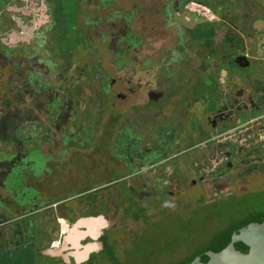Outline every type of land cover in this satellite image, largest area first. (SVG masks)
I'll return each mask as SVG.
<instances>
[{"label":"rangeland","instance_id":"1","mask_svg":"<svg viewBox=\"0 0 264 264\" xmlns=\"http://www.w3.org/2000/svg\"><path fill=\"white\" fill-rule=\"evenodd\" d=\"M170 1L117 0L111 4L109 8L120 10L124 17L128 16L127 13L135 4L140 7L132 21L134 27L131 33L141 36L142 41L124 55V59L132 63L122 66V69L117 66L118 59L114 55L117 46L109 43L118 30L112 28L110 23H105V20L97 25L92 24V20L97 19L98 12L93 17L91 12L87 17L80 15L77 22L86 36L94 42L92 50L80 46L77 49L78 54L73 55L72 50L68 53L67 50L73 47L75 39L58 41L57 38H52V41H58L56 45L52 42V45L48 46L52 56L45 54L47 46L40 48L38 55L42 58V63L39 66H36L37 60H28L22 65L23 69L19 67L17 77H10L9 63L1 65L0 118H4L8 113L11 116L10 111L15 110L9 107V96L11 97L10 92L16 89L14 80H22L20 74L27 77L29 72L40 71L39 68L46 63L47 66L42 69L46 74L44 83L50 88L47 93L41 92L35 99L39 101V105L42 103V107L37 116H32L33 120L39 118L45 122L46 139L35 136L29 144L12 147L8 151L0 146V152L27 150L31 152L28 159L33 158L32 161H35L23 170L27 173L26 193H33L32 197L23 195L19 198L18 195L16 199L13 188L9 185L10 194L3 182H0L1 213L5 208H14L15 203H18L16 210L19 206L31 209L34 204L45 208L49 203L51 205L66 199L64 204L57 207L58 214L65 211L67 216L72 215L75 219L95 218L105 222L104 231L110 232L111 250L108 254L111 255L114 249L119 255L124 253L125 258L120 260L121 264H172L175 258L208 249L215 241L216 245L223 243L224 238L221 235L239 220L250 217L252 213L264 212V118L246 126L233 123L230 130L222 133L213 130L210 123L207 127L206 121V116L211 115L218 107V103L213 100L220 87L219 82L223 79L221 71H227L229 81L234 83L238 90L243 89L246 97L252 87L256 90L257 97L264 95V9H259L257 0H228L230 7L225 14H222L220 9L217 10L218 17L207 13V22L213 26L214 34L206 39L200 52L195 43L208 31L207 27H200L204 20L196 18L195 12L187 13L184 9H180L176 14L166 11L165 5L167 7ZM84 2V7H92V0ZM14 4L17 5L16 2L8 4L7 9ZM67 5L71 7L74 3L69 0ZM187 6L202 8L196 2ZM168 7L171 9V6ZM101 14H104V11ZM235 15L239 17L236 25L238 31L230 24ZM124 17L120 20L123 21ZM184 17L193 22H187ZM224 20L226 22H223ZM213 22L216 24H212ZM104 32L107 34L103 38L101 35ZM105 42L107 45H104ZM127 45L128 41L122 46ZM110 48L113 53L108 51ZM234 53L247 56L251 61L250 66L230 68L229 62ZM160 63L165 65L162 70L171 73L165 74L172 78L171 82L159 77ZM30 67H33V70ZM260 70V75L256 76ZM13 72L15 73V70ZM172 74H176L174 78ZM245 77L246 80H243ZM113 79L117 80L114 92L106 95V86ZM186 83L187 88H184ZM91 84L92 90L89 88ZM79 85L82 89L77 91L76 86ZM174 85H183L180 91L182 97L177 94L172 97L177 90ZM127 87L133 92L126 90ZM171 87L173 90L168 101H174L168 104L161 114L150 113L153 108L148 106V99L153 96L157 98L161 91L170 92ZM222 92L219 90L220 94ZM121 94L125 95L124 99L120 98ZM35 97L32 96V101H35ZM26 100L27 105L32 106L30 99ZM50 101H53L52 104ZM113 102L115 105L111 107ZM151 104L161 106L162 100ZM171 104L184 105L187 108L173 110ZM54 105L55 110H58L57 107L63 108L62 113L53 115L54 111L48 110ZM28 106L24 104L22 108L30 110ZM138 109L141 110L140 114ZM154 116L159 120L167 116L173 122L184 123L183 130L176 136L178 145L193 146L196 143L195 134L203 130L204 132L197 136L205 137L207 129L209 141H212L208 142V148H203L202 151L196 149L184 154L173 152L178 154L176 164L168 162L158 173L160 187L155 190L158 194L165 195L159 201H151V196L147 195V189L151 185L143 179L123 181L102 189L101 186L129 175L121 162H125L132 152L114 150H121L135 143L142 145L140 143L152 132L151 122ZM73 119L76 124H66V121L73 122ZM115 122L117 128L113 129L111 123ZM137 122L139 126L134 131ZM127 124L132 129L128 136L123 137L121 145L117 139L119 128L126 127ZM28 131L33 129L25 126L24 132ZM73 135H81L80 139L77 138L80 144L72 146L64 142H70L72 139H65V136ZM125 138H128L127 144H124ZM36 139L38 141L34 142ZM230 145H235L238 155L247 157L248 165L240 169L236 159L232 161L235 170L227 171L222 165V172L212 175L210 171L215 168L217 161H224L222 157L223 153H226L213 150H229ZM36 152H41L43 157ZM164 158L165 156H162L160 160ZM255 164L257 168H254ZM1 167L2 163L0 176L3 174L2 170L8 171V167ZM200 177H203L204 181H201ZM216 177L219 179L213 182L212 179ZM2 178L4 180V177ZM140 191L146 194L144 198L141 197ZM163 199L168 200L172 206L165 207L164 203L168 201ZM136 211L139 218L133 214ZM50 212L51 209L48 210L49 214ZM11 214L5 213L0 217L8 218ZM28 222L31 225L27 226L26 236L31 241L36 239V260L42 264L44 261L37 251L41 244L39 231L32 226V219ZM49 225L47 222V230ZM46 234L44 231L40 232L42 236ZM95 242L87 239L83 245ZM163 249L170 252L164 251L161 254ZM103 257L108 256L105 253ZM104 262L105 260L99 257L94 264ZM56 264L62 263L58 261Z\"/></svg>","mask_w":264,"mask_h":264},{"label":"flooded vegetation","instance_id":"2","mask_svg":"<svg viewBox=\"0 0 264 264\" xmlns=\"http://www.w3.org/2000/svg\"><path fill=\"white\" fill-rule=\"evenodd\" d=\"M13 2H16L17 5L14 4L12 5L13 7L10 6L9 9H7L8 4H11ZM83 2L84 0H80L79 5L82 9V12L81 11L78 12L77 11L78 9L74 10L72 8V10H70L68 7H66L65 6L66 0H0V62L3 61L2 64L0 63V69L3 68L1 67V65L5 66L7 63H9L8 66H10L11 68L9 70V76L17 77L16 72L18 71L19 73V70L23 69L22 65L26 64L25 62H28V60L30 61L32 59L37 60L36 66H39V64L42 63V58L38 55L40 48L47 46L45 49V54L48 57L52 56L48 48V46L52 44V42L57 44L59 41L58 39H63V40L68 39L69 32L73 31L72 30L74 27L72 26L73 24H75V28L81 29L77 23L80 15L82 16L84 15L87 17L88 14H90L91 12V17H92V7H89V8L84 7L83 4L86 3V1L84 3ZM24 3H28V4H24ZM191 3L192 2H185L183 5H181L179 1H176L175 5L171 6V10L174 11L175 14L180 9L186 10L185 12L187 13H192V11H190L187 6L188 4H191ZM19 4H23V6H19ZM196 4L202 6L201 10H203L206 15V16L205 15L203 16V14L200 15L197 12L194 13L196 18H199V20L201 21L204 20L200 24V26L204 24L207 25L208 24L207 13L209 14L211 13L210 10L208 9V6L198 4V3ZM167 7L165 5V8ZM204 8H206L207 10H205ZM215 15L217 17L219 16V14H216V13ZM184 20L193 22V20L191 21L190 19H186L185 17H184ZM81 30L84 32L83 36L86 38V40L92 44V39H89L86 36L85 31L83 29ZM126 34H127V29L125 27L124 28L121 27V30L117 34H115V37L113 36V38L109 40V43H112L114 46H117L118 43H120L121 48L123 50H127L129 48V45H127L126 47L122 46L124 42L127 41L123 39L126 36ZM14 35H17L20 37H28L29 42L17 41L16 36ZM101 36H104V35H101ZM52 38H57L58 41H52ZM4 39L9 40V42L11 41V43L7 45L6 43L3 42ZM106 44L107 42L104 43V45ZM79 47L80 46H78L77 49ZM90 49L92 50V46L90 47ZM69 51L71 50H67V53ZM240 56H245V55L238 54V53L232 54V57H231L232 59L229 62L230 68L241 67L240 65L235 63L236 58ZM249 62L251 64L250 60ZM241 63L245 65L246 61H241ZM169 65H171V63H169ZM46 66L47 64L45 63L41 66V68H39L40 71H37L35 73H33V71L29 72V74H27V77L23 76L24 74H20V76L22 77V80H19V79L14 80L16 89L14 92L13 91L10 92L11 97L9 96V107L10 108L12 107L15 109L13 112L12 110L10 111L12 120L14 121L15 124H20L24 126V128L25 126H29L30 129L32 128L34 131V132L30 131L31 133L29 131L28 133L24 132L27 140H32L34 139L35 136L37 138L46 139L47 129L44 126L45 122L39 120V118L38 120H33V117H32L33 114L37 116V113L41 111L40 107H42V103L39 105L38 103L39 101L35 99H37V97L41 94V92L47 93L50 89L48 84L46 85L44 83L45 81L44 76L46 74L42 69H45L44 67ZM160 67H161L160 69L161 74L159 75V77L163 80H165L166 78L169 80L168 82H171L172 78L165 75V74H171V73L169 71L168 72L165 71L164 69L162 70V67L163 68L165 67L163 63H160ZM30 68L33 70V67H30ZM120 69H122V67ZM14 70H15V73L13 72ZM90 72H92V67L90 68ZM260 73H261V70L259 73H256L255 75L258 76L260 75ZM175 75L176 74H172V77L174 78ZM246 78L247 77H245L243 80H246ZM229 80L230 79L228 76H226V78L224 79V82H226L227 85L222 83V79L220 80L219 82L220 87L215 92V99L213 100L218 103L217 104L218 107H216L215 111L211 113V115L206 116L207 117L206 118L207 127H208V124L210 123L213 130H216L220 133H222L223 131L230 130V127L233 126V123L246 126V125H250L251 123L259 121L264 118V95H262V97L260 98L257 97L255 95L256 90L253 89L250 92V94H248V96L246 97L245 91L243 89L238 90L236 88V85L230 82ZM91 81H92V76H91ZM116 83H117L116 79L110 80L109 85L106 86V91H105L106 95H110L114 92L113 88L116 85ZM34 84H37V85H34ZM10 85H11V81H10ZM181 86L183 85L173 86L177 90L174 92L172 97L175 94L182 97V95L180 94V91L182 89ZM89 88L92 90V84L89 86ZM184 88H187V83H186V87ZM76 89L77 91H79V89L80 90L82 89V86L80 85L76 86ZM126 90H128L129 92H133L132 89L129 87H127ZM172 90L173 89L171 87L170 92L164 93V91H161L157 95V98H154L153 96L152 98L148 99V103H147L148 106H152L153 108L152 111H150V113L153 112L155 114H161L162 110L168 104L170 105V103L174 101V99H172L171 101H168V97H169V100L171 99L170 93ZM219 90L223 92L220 94ZM32 96L33 97L36 96L34 98L35 101H32ZM202 96L204 95L202 94ZM117 97H119L118 94H117ZM124 97H125L124 94L120 95V98L124 99ZM165 97L167 100H165ZM192 97L193 95L191 94V98ZM27 98L30 99L32 106L27 105V100H26ZM159 100H162L161 106H157L155 104V102L157 103ZM52 102L50 101L49 103L52 104ZM151 103L155 105L153 106ZM24 104L28 106L30 110L28 109L24 110L22 108ZM114 105H115V102L111 103V107H113ZM53 107H55V105L52 106V109H48L49 111H52V110L54 111L53 115L62 113L63 108L57 107L58 110H55L53 109ZM186 108L187 107H185L184 105L180 106V105L171 104V109L173 110L174 109L186 110ZM140 112L141 110L138 109V114H140ZM254 116L256 117L253 118ZM53 119H54L53 123H55L56 120L55 118ZM66 124L73 125L76 123L74 122V119H73V122L66 121ZM111 124H112L111 127H113V129L117 128L116 127L117 122L111 123ZM151 125H152V132H150V136L147 139H145L144 141H142V143H140L142 145L135 143L133 146H127V148H121V150L119 149L114 150L115 152H132L131 155H129L126 158L125 162H121V165L123 164L122 166H124L127 169L129 175L123 177L122 179H118V180L112 181L108 184L101 186L102 189L110 187L111 185H115L123 181L130 180L131 182H133L135 180L143 179L145 183L148 182L151 185L147 189V192H148L147 195L151 196V201H159L165 195H160L155 190L157 187H160V179H159L158 173L162 167L164 168L163 165L167 164L168 162L176 164L175 159L176 157H178V154H173V152H183L182 154H184L185 152H189V151L192 152L196 149H201L200 151H202L203 148H208L207 143L212 141L211 138H210L211 140L209 141V137H208L209 134H208V129H207V132H206L207 136L205 137L197 136L198 134H201L202 132H204L203 130H201L200 133L195 134L196 136H194V138H195L196 143L193 146L185 147L182 145H178L176 136L178 135L179 132L183 130L184 123L182 121L173 122L171 118L167 116H164L160 120L154 116L153 121L151 122ZM137 126H139L138 122L135 128H133L134 131H136ZM131 129L132 128H130L129 124H127L126 127L121 126L119 128L120 132L117 136V139L120 141L121 145H122L123 137H126V135L128 136ZM120 137L122 140L120 139ZM69 138H71V136H65V139H69ZM127 143H128V138H125L124 144H127ZM230 147L231 148H229V150H223V151H221V149L213 150L214 152H226V153H223L222 158H224V161H220V160L217 161L215 168H213V170L210 171L212 175L221 173L222 165H224L227 168V171L235 170V167L232 165V161L236 159L239 162L240 169L248 165L247 157L242 156L241 154L238 155L236 153L238 151H236L235 145H230ZM228 152H231V153H228ZM10 153L14 155V157L11 161L8 162V164L6 163L2 164L1 168L8 167V171H4V170L1 171L3 174L2 176H0V182H3L4 184V182L7 179L11 178L10 186L13 188V192L17 193V191H19L18 185L20 184V182H22L20 181V173L17 172V168L22 167L24 165L23 169H27L28 167L31 166V163H34L35 161H32L33 158L30 160L28 159L31 152H27V150L25 152H10ZM36 153L42 156L41 152H36ZM162 156H165V158L163 160H160ZM257 167H258L257 164H255L254 168H257ZM174 169L176 170V167ZM169 175H171V172H169ZM239 176H241V174H239ZM2 177H4V180H2L3 179ZM218 179L219 177H216L212 179V181L216 182ZM200 180L204 181V178L200 177ZM24 184L25 183H23V185ZM144 190H145V187H144ZM139 193L142 194L141 197L143 198L146 196V194L142 191H140ZM152 193H153V196H152ZM170 194H171V191H170ZM31 195H33V193L30 192L29 196ZM65 201L66 199H63V201H59L58 202L59 204H57V206L64 204ZM164 201H168V200H164ZM169 204L170 202L168 201L164 203V206L165 207L172 206V204L170 205ZM90 206L92 205L90 204ZM34 209L35 211L41 212L47 208H40L39 204H34L33 210ZM27 211L28 209L23 207L22 209L23 215H21L20 217H17L18 220L14 221L11 231H10V233L14 235L13 239L19 240L18 244L23 243L24 241L23 240L24 237H21L18 235H20L25 230L28 231L27 226L31 225L28 222L29 221L28 218L31 212L27 214ZM70 224L73 225L71 221H70ZM105 232L107 231H104L103 229L102 236L105 234ZM87 239L91 240L92 242V238H87ZM8 242L10 243L11 241H8ZM81 254L82 253H80L79 257L82 256Z\"/></svg>","mask_w":264,"mask_h":264},{"label":"trees","instance_id":"3","mask_svg":"<svg viewBox=\"0 0 264 264\" xmlns=\"http://www.w3.org/2000/svg\"><path fill=\"white\" fill-rule=\"evenodd\" d=\"M68 1L69 0H66V3H65L66 7H68V5H67ZM71 1L74 3V5L71 7H68V8L70 10H72V8L74 10L78 9L77 10L78 12H80V11L82 12V9L79 5L80 0H71ZM116 1L117 0H92V17L96 15L95 13H97V12L99 13V15H97V19L95 21L92 20V24L97 25L101 21L104 22V20H105V23H108V24L110 23L112 28H116L118 30V32L121 30V27H123V28L125 27L127 29V34L123 39L125 41L126 40L128 41L129 48L127 50H123L121 48V44L118 43L117 49L114 51L115 58L118 59L117 66L122 67L124 65L132 63V61H128L127 59H124V55L128 54L130 49L133 46L140 45L141 41H142L141 36H136V35L131 33V31H133L132 29L134 27L132 25V21L134 19L135 13L139 10L140 7L138 4H135L134 7L131 8L130 11L127 13L128 16L124 17V15L121 14L120 10H118V9L111 10L110 9L111 4L115 3ZM176 1H179L181 5H183L185 2H196V3L198 2V4L208 6V9L214 15V17L216 16L215 13L217 14V9H220L222 11V14H225V12L230 7L228 0H212V1H209V0H171L169 2V4H167V6L168 5L169 6L175 5ZM263 1L264 0H257V5H258L259 9L261 8V11H262V9H264L263 8L264 7ZM102 11H104V14H101ZM166 11H171L173 14H175V12L172 11L171 9H169V7L166 8ZM247 15H249V14H247ZM237 16L238 15L233 16L230 20V24L234 25L233 27L235 30L238 29V27H236V25L238 24L239 17H237ZM122 17H124L123 21L120 20V18H122ZM226 20H224L223 22H226ZM212 24L215 25L216 22H213ZM72 26H74L72 29L73 31L69 32L68 36H69V38L75 39L76 42H75V44H73V47L68 49V50H72L73 55H76V54H78V51H77L78 46H82L83 48H90L94 42H92V44L89 43L86 40V38L83 36L84 32L81 29L75 28V24H73ZM200 27L201 28L207 27V30H208V31L203 33V37L200 39V41L199 40L197 42L195 41L196 42L195 43L196 48L200 52H202V48L205 45L206 39H209L211 34L212 35L214 34V29H213V26H211L209 24L208 25L204 24V25H201ZM240 30H241V28H240ZM117 33H115V34H117ZM106 34H107L106 32L103 33V35H106ZM103 38H104V36H103ZM50 45H52V44H50ZM108 51L110 53H113L111 48ZM67 56L68 55H66V58H68ZM64 60H66V59H64ZM212 76H214V75H212ZM210 79L216 80L215 78H210ZM24 129H25L24 126L14 123V121L12 120V117L9 115V113L4 118H0V146L4 150L8 151L9 148H12V147L16 148V146H21V145L23 146L25 144H29L30 142H32V140L26 139ZM71 137H72V139L70 142H69V140L64 141V142L69 144V145H72V146H76L77 144L81 143V142H78L80 140L77 139V138L80 139L81 135H73ZM33 141L37 142L38 140L36 139ZM13 157H14V155H12L9 152L1 151L0 152V163L3 164L4 162H9L13 159ZM23 161H24V159H23ZM23 168H24V165L22 167H18L17 172L20 173V181H22L23 183H26L25 176H27V173L23 171V170H26ZM15 174H17V173H15ZM22 182H20V184L18 185L19 191H17V193H16L17 194L16 199H17L18 195L20 196L19 198H21L23 195L24 196L30 195V193H26L25 184L23 185ZM10 184H11V178L7 179L4 182V185L7 187L8 192H10V190H11L9 188ZM10 194H11V192H10ZM133 214L136 215V218H139V216H137V215H139L137 213V211L134 212ZM262 216H264V212H261V213L256 212L254 214L252 213L250 215V217H247L244 220H239L236 225L234 224L230 229L225 231L223 233V235H221V237L224 238L223 243L216 245L215 244L216 241H215V243H213L208 249H204L202 251H197L195 253L194 252L188 253L185 257L175 258V260L173 261L172 264H191L197 257L201 256L202 254H204L205 252H207L209 250L219 251L230 241V238H231L233 233L238 232L243 228L244 229L247 227L250 228L257 223L262 222L264 220V218H262ZM109 234H110V232H105V234L97 242L94 243L96 245V249L92 252V257L90 258V260L84 264H89L90 262H92V264H94V262L99 257H102V260H105L104 264H121V261H122L121 259L125 258L124 253L122 255H119L117 253L118 251H116L114 249L112 251L111 255L108 254V251L111 250L110 246H109V243H110L109 242ZM115 244H117V243L115 242ZM105 249H107V250L104 252ZM175 250H177V249H175ZM175 250H173V251H175ZM164 251L165 250L163 249L161 251V254H163ZM165 252H170V251H165ZM105 253L107 254L108 257H103V255ZM161 254H160V256H161Z\"/></svg>","mask_w":264,"mask_h":264},{"label":"water","instance_id":"4","mask_svg":"<svg viewBox=\"0 0 264 264\" xmlns=\"http://www.w3.org/2000/svg\"><path fill=\"white\" fill-rule=\"evenodd\" d=\"M188 9L205 15V12L197 6H190ZM14 36L17 41L29 42L28 37ZM241 61H246V64L243 65ZM235 63L241 67L250 66L246 56L236 58ZM224 75H226V71L222 72V76ZM222 83L227 85L224 79H222ZM105 227V222L101 220L82 219L78 222L77 227L68 231L61 248L47 249L44 254L61 257L67 264H71L70 258L73 257L77 264H82L89 260L90 255L96 249L94 243L83 245V241L87 238H92L93 242L98 241L102 237ZM80 253H82L81 257H79ZM191 264H264V220L250 228H243L233 233L230 241L222 249L219 251L209 250L197 257Z\"/></svg>","mask_w":264,"mask_h":264},{"label":"crops","instance_id":"5","mask_svg":"<svg viewBox=\"0 0 264 264\" xmlns=\"http://www.w3.org/2000/svg\"><path fill=\"white\" fill-rule=\"evenodd\" d=\"M3 42L6 43L7 45L11 43V41L9 42V40L7 39H4ZM225 76L226 75L223 76V79H225ZM253 89L254 87H252L250 92ZM255 117L256 116H254L253 118ZM58 202H54L51 205H49L50 204L49 203L48 206L45 207L47 209L41 212L35 211V209L33 210V208L31 209L27 208L28 209L27 214L31 212L28 220L32 219V222L34 224L32 226H35L36 229L39 231L37 232L39 234L38 238L41 244L37 251L38 253H40V256L42 257L41 259H43L44 261V263L42 264H56L58 261H60L62 264H67L63 258L46 256L44 252L47 249L61 248L63 244V240L65 236H67L68 231L73 227H77L78 222H80L82 219V218L75 219V217L74 216L72 217V215L67 216V214H65V211L62 210H61L62 212L58 214L59 210H56L58 207L57 204H59ZM17 206L18 203H15L14 208L12 209L5 208L4 209L5 211L3 213L0 212V216L4 215L5 213H9V214L12 213L8 218L3 219L2 217H0V264H39L38 261L36 260L37 258L36 248H35L36 239H32V241L28 240V236H26L25 234L27 233V230H25L20 235H18L24 237L23 243L18 244L19 243L18 240L13 239L14 235L10 233L14 221L18 220L17 217L23 215L22 209L24 206L22 207L19 206V209L16 210ZM50 209L52 210V212H50L49 214L48 210ZM70 221L73 223V225L70 224ZM47 222L48 224H50L49 230L45 228ZM42 231L46 232L47 234L43 236L40 235V232ZM8 241L11 242L9 243ZM70 261L71 264H77L75 258L73 257L70 258Z\"/></svg>","mask_w":264,"mask_h":264}]
</instances>
